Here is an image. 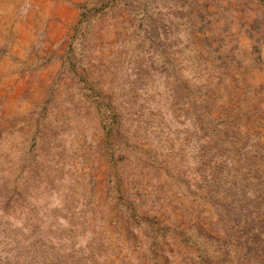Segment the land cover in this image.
<instances>
[{
    "label": "rangeland",
    "instance_id": "obj_1",
    "mask_svg": "<svg viewBox=\"0 0 264 264\" xmlns=\"http://www.w3.org/2000/svg\"><path fill=\"white\" fill-rule=\"evenodd\" d=\"M0 264H264V0H0Z\"/></svg>",
    "mask_w": 264,
    "mask_h": 264
}]
</instances>
